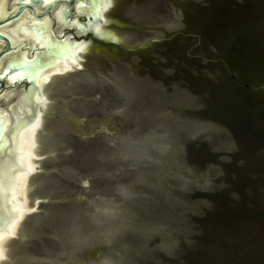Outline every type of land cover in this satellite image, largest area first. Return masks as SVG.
<instances>
[{"label":"rangeland","instance_id":"rangeland-1","mask_svg":"<svg viewBox=\"0 0 264 264\" xmlns=\"http://www.w3.org/2000/svg\"><path fill=\"white\" fill-rule=\"evenodd\" d=\"M143 6L46 107L9 264H264V0Z\"/></svg>","mask_w":264,"mask_h":264},{"label":"flooded vegetation","instance_id":"flooded-vegetation-1","mask_svg":"<svg viewBox=\"0 0 264 264\" xmlns=\"http://www.w3.org/2000/svg\"><path fill=\"white\" fill-rule=\"evenodd\" d=\"M94 1L95 3L97 2L99 4V8L97 7L96 11L93 12V14L95 15V20L92 21L93 23L91 22L86 29L80 30L77 27L76 23L73 22V19H77L80 22L84 21L85 14H87L84 13L86 12V8L83 11V7L82 5H80V3H83V5L88 4L89 0H6L4 16L0 18V25L8 23L7 28L5 29L6 31L10 32V29H12V27L16 25L18 15L22 13L25 14L31 22L42 20L45 24H47V22L43 20L45 18L49 22V26L47 27L50 29V41H61L62 38H66L67 40L70 39L67 37H71L73 39L81 40L83 42L82 44L84 45V49L77 52V65L72 64V66L67 69H74L73 72L70 73L69 71L68 76L64 74L62 76V78L64 79L54 78L51 80V77H49L48 81L45 82L44 77L46 70L42 68L34 72L31 81L29 73H27L23 68L12 67L11 63L14 60L17 61L19 59L30 58L34 59L38 56V58L43 59L41 55L42 53L36 50V43H34V41H32V38L28 36V38L24 37V43L21 44L22 46L20 45V47L17 48L16 51H13L14 46L11 44V42L9 43L10 39L8 41L6 38H0V115L6 118L5 124L8 122L7 118H9L11 123L13 124L16 118L18 119L19 117H25L26 122L24 121L22 124L24 125L25 123L26 125V123H29L30 116L32 115L31 105H34V110L36 111L35 117L36 119L38 118L33 146L35 160H38L39 158V155L37 153V141H39L38 148L43 152V149L41 148L42 142H40V135L37 136V133H39L40 131L39 134L43 135L45 132L46 125L44 126L45 123L43 116L45 115L46 107L48 108L49 106L53 105L57 106L58 110H61V108H59L61 106L59 102L62 96L61 94L64 93V89L61 90L60 82H65L68 79H72L80 75L81 73L89 74L80 75L79 79L81 81H86L89 77L98 74L100 75V78H108V75L104 73V61H102L100 58V54L107 55L105 49H107L108 47L100 49L98 48L96 51V55H89V50H91L93 45L98 42H101L103 45L112 46L113 43L109 40V36L112 37L114 31L115 35L117 33H120V29L113 26L114 24L119 22L117 19L125 18L127 20H132L134 19L136 13L137 18L138 16H140V13L143 12L144 3L151 0H114L113 3L110 2L109 4H103L105 2L104 0ZM21 5H24V7L21 11H19V7ZM50 6L51 8L47 10ZM103 17H106L107 20L103 21ZM31 22L22 24L28 26V23ZM95 25L100 26V28L98 29H102L104 31L98 30L97 28H95ZM103 26H105L104 29L102 28ZM112 30L114 31L112 32ZM0 33L2 32L0 31ZM19 33L23 34L22 32ZM40 59L38 61H40ZM38 75H41V89L37 84L36 77ZM37 96H40V100L39 98H37ZM30 97L32 99V102H30ZM65 110L71 113L69 111L70 108L67 107L65 108ZM22 124L18 123V125H15V127L13 128V132L9 130L8 137L10 142V149L12 150H14L12 140L14 139L15 129L20 125L22 126ZM52 129H55V127L48 128V130ZM12 150H10L9 153L12 155V157H14V151L12 152ZM35 160L34 162L36 163ZM37 185L38 183H33V186ZM33 190H37V187L35 189L33 188ZM30 193L31 195L34 194L33 191H30Z\"/></svg>","mask_w":264,"mask_h":264},{"label":"bare ground","instance_id":"bare-ground-1","mask_svg":"<svg viewBox=\"0 0 264 264\" xmlns=\"http://www.w3.org/2000/svg\"><path fill=\"white\" fill-rule=\"evenodd\" d=\"M103 4L106 3L104 2ZM5 8H6V0H0V18L4 16ZM43 20H45V22H47L46 25L49 26V22L45 18ZM27 22H31V21H29V19L25 14L20 13V15H18V20L16 21V25L12 27V29H10V32L5 30L7 28L8 23L0 25V31L5 35L8 34L7 36L9 37L11 44L14 46L13 51H16L17 48H19L20 45L24 43L23 40L24 37L28 36L32 38V41H34L35 43L34 34L31 33L28 29H27L28 31L22 32L23 34L17 31L18 25H24L22 23L26 24ZM25 26L28 27L27 25ZM95 27H97V25H95ZM82 45H83L82 43H76L73 47H71L69 51L63 54L61 58L53 57L49 59L47 61L48 64L44 65V69L46 70L44 81L47 82L49 77H51L55 73L58 72L65 73L66 70L69 69L67 68L66 63H70L71 66L73 63H76V60L78 58L77 52H79V50L82 49ZM44 59L46 58L44 57ZM25 71L27 72V69ZM40 77L41 75H38L36 79H37V84L41 89L42 83ZM37 98H39L40 100V96H37ZM37 121L38 118L36 119V117L34 116L30 118L28 124L26 123L25 125L24 123V125L22 124V126L20 125L15 129L14 139L12 140L14 150L10 149L12 150V152L14 151V157L8 158L10 161L12 160L11 162L6 160V163L2 164L3 172H0V217L2 216L4 217V219L2 221V224L0 225V253L3 248H4V253L2 252L3 258L1 259L0 257L1 260L5 259L7 242L11 240V238H13L14 235H16V232L20 227L21 222L24 220L27 213L31 212L29 211L30 209H32L31 207L34 206L33 204L30 203L28 197L27 183L30 174L35 170L36 167V163L34 162L35 154L33 150V146H34L33 135L35 134L36 131V127L38 124Z\"/></svg>","mask_w":264,"mask_h":264},{"label":"water","instance_id":"water-1","mask_svg":"<svg viewBox=\"0 0 264 264\" xmlns=\"http://www.w3.org/2000/svg\"><path fill=\"white\" fill-rule=\"evenodd\" d=\"M94 3H95L94 0H89V3L88 4L83 5V3H80V5H82L83 8L87 7V5L90 8L92 7V5H95L96 8H97L99 4L98 3L97 4L96 3L94 4ZM51 6L48 7L47 10H49L51 8ZM23 7H24V5H21L19 7V11H21L23 9ZM83 8H82V10L84 11L85 9H83ZM79 10H81V9H79ZM84 13H87V14H85V19H84L83 22H80L77 19H73V22L76 23L77 27L80 30L86 29L87 26L92 21L95 20L93 18V15L94 14H93V11L92 10H90V9L88 10L87 9L86 12H84ZM94 17H95V15H94ZM43 24H44V22L42 20H38L36 22L28 23V27H26L25 25L18 26V31L19 32H24V31H28L29 30L31 33L34 34V36H35V39L34 40H35V43H36L35 46H37L36 47L37 48L36 50L38 52H41L42 53L41 55H42V58L43 59L38 58L39 57L38 56L37 57L38 59L36 57L34 59H32V58H30V59H19L17 61L14 60L11 63V66L14 67V68H23L25 70L27 69V73H29V76H30L31 81H32V78H33V76H32L33 73L35 71H37L38 69L44 68V65H47L48 64L47 61L49 59H51L53 57L61 58L62 55L65 54L67 51H69L71 49V47H73L76 43H83L81 40H79V39H73L71 37H67V38H70V39H67V40H66V38H62L61 41H50L49 40L50 34L47 33V31L45 29L46 27H43L42 26ZM0 38H6L9 41V37H7L6 35H4L3 33H0ZM9 43H10V41H9ZM44 57L46 59H44ZM36 59H37V61L40 59V61H39L40 63L39 64L35 63V60ZM73 70L74 69L66 70L65 73H60V72L55 73V74H53L51 76V80L54 79V78L55 79H57V78L58 79H61L64 74L68 75L69 74V71L71 73V72H73ZM103 108L104 107H102L101 109H103ZM107 108H110V107L108 106ZM5 120H6V118H4L3 116L0 115V172H3V170H2L3 165L2 164L3 163L5 164L6 163V160L7 161H10L8 158L9 157H12V155L9 153V149H10V142H9V137H8L9 130H11V132H13L14 131L13 128L15 127V125H18V123H20V124L23 123V119H21L20 117L18 119L16 118V120H15V122L13 124L11 123V121H10L9 118H7L8 122L6 124H5ZM45 125H46L45 132H47L48 131L47 123H45L44 126ZM65 155H68V154L65 153ZM91 159H93V157H91ZM91 159L88 161V163H89V170L91 169L90 164L93 161ZM85 160L86 159H83L82 158V161H85ZM109 160H111V158L110 159L109 158H105L103 161L101 160V162L104 165H107V161H109ZM98 164H100V163H98ZM29 182H30V179H29ZM32 182L36 184V180L35 179H32ZM28 194H29V192H28ZM29 200H30V203L34 205L33 207H31L32 209L29 210L31 212L34 211L38 207L37 206L38 205V202H40V201L43 202V199H41V198H36V199H32V200H31V198H29ZM44 210L47 212V209L41 210V208H40V211H42L43 214H44ZM29 213L30 212H28L27 214H29ZM3 219H4V217L1 216L0 217V225L2 224ZM36 222H37V220H36ZM22 226H21V228H22ZM21 228L19 230H17L16 235H14L13 238H16V236L21 237V235H22V237L24 236L25 233H23V232L20 233ZM34 231L35 230L33 229L32 232H31L32 235H33V233H35ZM13 238H11V240H9L7 242V244H6L7 245V248H6V254H5L6 256H5V259L4 260H1L0 261V264H6V261L7 260H8L7 264H9V262L11 260H13L11 257L15 258L17 256V253H20V251H21L22 248H20L19 250L17 249V252H16V250H13L12 249L13 243H15V244L17 243V240H12ZM10 242H11V244H10ZM21 242L23 243V246L26 245L23 240ZM9 251H11V256H10V258H6L7 255L9 256ZM13 253H14V255L15 254L16 255L14 256ZM22 254H23V252L21 251V253L15 259H17L19 256H22Z\"/></svg>","mask_w":264,"mask_h":264}]
</instances>
